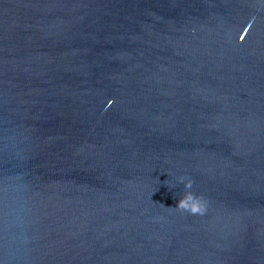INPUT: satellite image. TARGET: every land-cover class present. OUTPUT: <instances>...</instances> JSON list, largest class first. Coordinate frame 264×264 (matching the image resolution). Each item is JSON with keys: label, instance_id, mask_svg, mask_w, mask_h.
<instances>
[{"label": "water", "instance_id": "water-1", "mask_svg": "<svg viewBox=\"0 0 264 264\" xmlns=\"http://www.w3.org/2000/svg\"><path fill=\"white\" fill-rule=\"evenodd\" d=\"M0 264H264V0H0Z\"/></svg>", "mask_w": 264, "mask_h": 264}, {"label": "clouds", "instance_id": "clouds-1", "mask_svg": "<svg viewBox=\"0 0 264 264\" xmlns=\"http://www.w3.org/2000/svg\"><path fill=\"white\" fill-rule=\"evenodd\" d=\"M178 184H182L185 189L184 194L180 197L175 207H164L167 209H174L177 212L188 213L189 215L203 216L206 212V201L202 196L195 195L191 188L193 181L184 176H181L177 180Z\"/></svg>", "mask_w": 264, "mask_h": 264}]
</instances>
